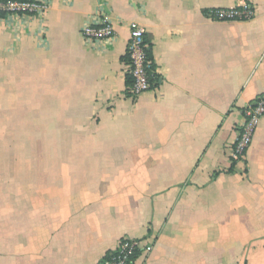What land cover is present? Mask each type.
Instances as JSON below:
<instances>
[{
  "label": "crops",
  "instance_id": "1",
  "mask_svg": "<svg viewBox=\"0 0 264 264\" xmlns=\"http://www.w3.org/2000/svg\"><path fill=\"white\" fill-rule=\"evenodd\" d=\"M248 1V21L208 16L238 0H50L42 17L0 18V92L37 76L76 123L54 175L33 179L26 163L0 194V264H100L124 238L140 245L130 264H264V117L247 161L231 158L244 108L264 95V0ZM104 19L114 38L86 44ZM132 22L157 74L136 102L124 96Z\"/></svg>",
  "mask_w": 264,
  "mask_h": 264
},
{
  "label": "rangeland",
  "instance_id": "2",
  "mask_svg": "<svg viewBox=\"0 0 264 264\" xmlns=\"http://www.w3.org/2000/svg\"><path fill=\"white\" fill-rule=\"evenodd\" d=\"M36 77L23 82L22 76L17 91L6 88L0 92V194L16 192L15 182H24V174L30 173L26 163L34 164L33 179L54 175L49 173V165L69 159L64 148L76 146L72 138L76 123L64 115L71 108L57 106L54 97H41L39 87L35 88Z\"/></svg>",
  "mask_w": 264,
  "mask_h": 264
},
{
  "label": "built area",
  "instance_id": "3",
  "mask_svg": "<svg viewBox=\"0 0 264 264\" xmlns=\"http://www.w3.org/2000/svg\"><path fill=\"white\" fill-rule=\"evenodd\" d=\"M50 7V0H39L25 3H0V12L8 15H24L42 17ZM208 16L218 21H248L256 16V8L248 0H238V5L227 10L209 12ZM88 45L108 42L115 36L114 28L108 19L101 24L89 25L82 32ZM149 44L146 41V29L132 22L130 24V40L124 76L127 87L124 96L136 102L140 96L154 89L157 81L153 58L149 56ZM264 117V95L257 97L243 111V124L239 129V137L231 148V158L235 164L247 161L257 129ZM139 242L124 238L119 241L116 250L106 256L100 264H130L139 249Z\"/></svg>",
  "mask_w": 264,
  "mask_h": 264
},
{
  "label": "trees",
  "instance_id": "4",
  "mask_svg": "<svg viewBox=\"0 0 264 264\" xmlns=\"http://www.w3.org/2000/svg\"><path fill=\"white\" fill-rule=\"evenodd\" d=\"M18 2V3H25V2H31L32 0H0V3H7V2ZM6 13L4 12H0V18H5L6 17ZM150 47V46H149ZM149 56L150 58H152V51H151V48L149 50ZM128 84V83H127Z\"/></svg>",
  "mask_w": 264,
  "mask_h": 264
}]
</instances>
